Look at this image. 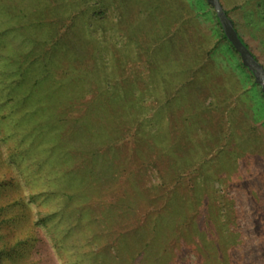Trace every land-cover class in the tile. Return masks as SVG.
<instances>
[{
    "label": "rangeland",
    "instance_id": "374dc122",
    "mask_svg": "<svg viewBox=\"0 0 264 264\" xmlns=\"http://www.w3.org/2000/svg\"><path fill=\"white\" fill-rule=\"evenodd\" d=\"M221 3L264 64V0ZM229 44L205 0H0V264H264Z\"/></svg>",
    "mask_w": 264,
    "mask_h": 264
},
{
    "label": "water",
    "instance_id": "95a60500",
    "mask_svg": "<svg viewBox=\"0 0 264 264\" xmlns=\"http://www.w3.org/2000/svg\"><path fill=\"white\" fill-rule=\"evenodd\" d=\"M206 1L216 11L228 40L240 54L242 64L253 73L255 83L261 87L264 94V65L255 57L250 48L241 39L234 26L232 18L227 14L221 0Z\"/></svg>",
    "mask_w": 264,
    "mask_h": 264
},
{
    "label": "trees",
    "instance_id": "16d2710c",
    "mask_svg": "<svg viewBox=\"0 0 264 264\" xmlns=\"http://www.w3.org/2000/svg\"><path fill=\"white\" fill-rule=\"evenodd\" d=\"M206 1V0H205ZM206 3H207V1H206ZM208 4V3H207ZM209 5V4H208ZM212 7V6H211ZM212 9H213V12H214V17H215V19H216V22H217V24L219 25V28H220V30H221V32H222V37H223V39L225 40L226 39V41H228L230 44V47L233 49V51L238 55V57L240 58V61H241V57H240V54L238 53V51L236 50V48L232 45V43L228 40V38H227V36H226V34H225V32H224V30H223V28H222V25H221V23H220V21H219V18H218V16H217V14H216V11L214 10V8L212 7ZM226 10V12H227V14L230 16V12H229V10L228 9H225ZM231 17V16H230ZM232 18V17H231ZM232 20H233V23H234V26H235V28H236V30H237V32H238V34L240 35V37H241V39L244 41V43L250 48V50L253 52V54L255 55V57L263 64V62L261 61V59L259 58V56L254 52V50L252 49V47H251V45L244 39V37L241 35V33H240V31H239V29H238V27H237V22L235 21V19L234 18H232ZM20 60V59H19ZM241 65L250 73V75L252 76V78L254 79V75H253V73L247 68V67H245L243 64H242V62H241ZM264 65V64H263ZM17 81V80H16ZM258 85V84H257ZM260 89H261V87H260ZM261 94H262V96L264 97V94H263V92H262V90H261ZM26 239H19L20 241L19 242H16L15 244L16 245H20V244H27L29 241H30V239H32V237H33V235L31 234V232H27L26 233ZM14 249H15V246L14 245H12L10 248H9V252L10 253H12L13 251H14ZM4 251H6V249H1L0 250V252L2 253V252H4ZM26 264H31V263H29V262H26Z\"/></svg>",
    "mask_w": 264,
    "mask_h": 264
},
{
    "label": "crops",
    "instance_id": "0c3cea01",
    "mask_svg": "<svg viewBox=\"0 0 264 264\" xmlns=\"http://www.w3.org/2000/svg\"><path fill=\"white\" fill-rule=\"evenodd\" d=\"M208 5V4H207ZM210 6V5H209ZM223 43H225L224 41H222V45H223Z\"/></svg>",
    "mask_w": 264,
    "mask_h": 264
}]
</instances>
